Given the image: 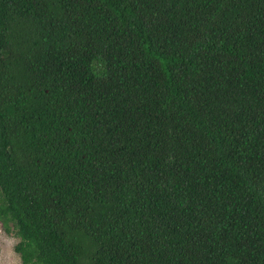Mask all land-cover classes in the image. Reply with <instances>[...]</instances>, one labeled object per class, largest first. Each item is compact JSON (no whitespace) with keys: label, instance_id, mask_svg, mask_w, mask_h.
<instances>
[{"label":"trees","instance_id":"1","mask_svg":"<svg viewBox=\"0 0 264 264\" xmlns=\"http://www.w3.org/2000/svg\"><path fill=\"white\" fill-rule=\"evenodd\" d=\"M0 224L19 264H264V0H0Z\"/></svg>","mask_w":264,"mask_h":264},{"label":"rangeland","instance_id":"2","mask_svg":"<svg viewBox=\"0 0 264 264\" xmlns=\"http://www.w3.org/2000/svg\"><path fill=\"white\" fill-rule=\"evenodd\" d=\"M16 237L6 233L0 224V264H19V257L13 250Z\"/></svg>","mask_w":264,"mask_h":264}]
</instances>
